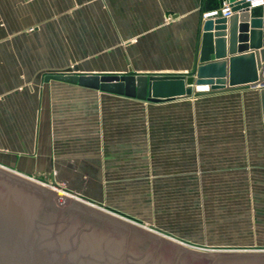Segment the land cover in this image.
I'll return each mask as SVG.
<instances>
[{
  "label": "crops",
  "instance_id": "0c3cea01",
  "mask_svg": "<svg viewBox=\"0 0 264 264\" xmlns=\"http://www.w3.org/2000/svg\"><path fill=\"white\" fill-rule=\"evenodd\" d=\"M224 1L0 0V164L191 242L264 243L261 87L150 101L44 81L190 72Z\"/></svg>",
  "mask_w": 264,
  "mask_h": 264
},
{
  "label": "water",
  "instance_id": "95a60500",
  "mask_svg": "<svg viewBox=\"0 0 264 264\" xmlns=\"http://www.w3.org/2000/svg\"><path fill=\"white\" fill-rule=\"evenodd\" d=\"M226 1L233 4L230 17L219 10L202 20L197 62L190 72H49L44 81L150 101L200 95V84H209L210 91L264 84V5ZM260 96L264 121V86ZM66 191L72 195L0 164V264H264V252L195 250Z\"/></svg>",
  "mask_w": 264,
  "mask_h": 264
},
{
  "label": "rangeland",
  "instance_id": "374dc122",
  "mask_svg": "<svg viewBox=\"0 0 264 264\" xmlns=\"http://www.w3.org/2000/svg\"><path fill=\"white\" fill-rule=\"evenodd\" d=\"M1 165H3V164H1ZM30 177H32V176H30ZM32 178L37 179V180H39V181H41V182H43L45 184H48L49 186H51L53 189H55L58 192H61L63 194H65V192H67L66 189L64 190L63 186L61 184H59L58 182L57 183L60 186H58V187L52 186V184L54 183V180H51V179L50 180L49 179L48 180H42V179H38V178H35V177H32ZM67 194H68V192H67ZM69 194L72 195L71 193H69ZM74 198L80 199L81 196L76 194L74 196ZM93 203H95L97 206H99V207H97L98 209H100L102 211L106 210L104 206L101 207L95 201H93ZM108 213L113 214L109 210H108ZM144 224H146V223L144 222ZM207 224H208V226L214 227L216 225V217H208V221L206 220V226H207ZM136 225H140V224L137 223ZM145 229L148 230V228H145ZM155 230L156 231H159V232H156ZM149 231H152V232H154V233H156L158 235H161V236H163L165 238H168V239H170L172 241H175V242H177L179 244H182L184 246H187V247H190L192 249L199 250V251H247V252H264V243H260V241H258V240L257 241L254 240L255 241L254 243H231V244H223V243L216 242V240H214L216 238H209V237H205L204 238L203 237V241L202 242H194V241L191 242L190 239H187L188 236L184 235L183 233H179V235L176 236V235H172V234L164 231L163 229H158V228H155L154 229L153 227H151ZM258 231H259V229H258Z\"/></svg>",
  "mask_w": 264,
  "mask_h": 264
},
{
  "label": "built area",
  "instance_id": "2783aa9c",
  "mask_svg": "<svg viewBox=\"0 0 264 264\" xmlns=\"http://www.w3.org/2000/svg\"><path fill=\"white\" fill-rule=\"evenodd\" d=\"M241 1V0H237ZM245 2L249 3V7H256V6H262L264 5V0H243ZM232 3L228 1H224L220 6L212 9L204 10L202 13V20H205L208 17L217 16L219 14V10L221 11L222 16L224 17H230L234 12L232 10ZM264 84H258L255 87H263ZM202 87H205L206 89H201ZM197 91L201 92H207L211 90V87L209 84H200L196 86Z\"/></svg>",
  "mask_w": 264,
  "mask_h": 264
},
{
  "label": "bare ground",
  "instance_id": "6f19581e",
  "mask_svg": "<svg viewBox=\"0 0 264 264\" xmlns=\"http://www.w3.org/2000/svg\"><path fill=\"white\" fill-rule=\"evenodd\" d=\"M201 89H206V88H205V87H202ZM52 186H55V185L52 184ZM55 187H58V186H55ZM64 190H65V188H64ZM67 192H68V191H67ZM68 193H71V192H68ZM71 194H72V193H71ZM96 203L98 204V202H96ZM100 204H101V203H99V205H100ZM100 206H101V207L104 206V207L106 208L105 205H102V204H101Z\"/></svg>",
  "mask_w": 264,
  "mask_h": 264
}]
</instances>
